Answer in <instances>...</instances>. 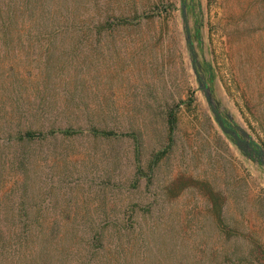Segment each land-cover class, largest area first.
Here are the masks:
<instances>
[{
  "label": "rangeland",
  "instance_id": "1",
  "mask_svg": "<svg viewBox=\"0 0 264 264\" xmlns=\"http://www.w3.org/2000/svg\"><path fill=\"white\" fill-rule=\"evenodd\" d=\"M32 9L62 26L0 29V225L12 224L7 212L16 224L75 228L83 264H264V168L215 123L184 27L218 109L264 149V0H34ZM20 85L13 104L6 93ZM62 112L112 135L51 139L39 117ZM26 126L49 136L11 139Z\"/></svg>",
  "mask_w": 264,
  "mask_h": 264
},
{
  "label": "trees",
  "instance_id": "2",
  "mask_svg": "<svg viewBox=\"0 0 264 264\" xmlns=\"http://www.w3.org/2000/svg\"><path fill=\"white\" fill-rule=\"evenodd\" d=\"M33 2L34 0H0V29L3 28L8 30L24 29V27L33 28L44 26L47 28L48 26H62L60 22L48 23L45 21L41 11L32 9ZM10 72H12L11 69ZM208 80H211L209 75L207 81ZM17 90H10L6 93L9 95V99L13 104H15L17 100H20L18 95L23 93V90L27 89L20 85ZM66 116L67 113L62 112L52 116L39 117V121L41 120L42 123H44L45 120L48 121L46 124L48 125L50 136L37 131V129L32 126H26L25 129L15 132L14 134L17 135H15L16 138L12 137L11 139L17 142L21 141L24 145H28L35 140L38 141V138L45 140L47 139L45 137L49 136L52 139L56 138L58 134L69 135L82 132V130L88 131L94 138H109L112 135V131L98 129L95 125V120L90 116L86 119L85 125L76 123L77 116L75 115H70L67 118ZM60 117L62 118V122L60 121ZM167 117L169 119L168 124L170 125V131H172L173 122L176 121L175 113L173 111H168ZM226 137L233 143L230 137ZM164 154L165 152L156 154V162H158L160 156ZM12 164L13 161L11 162V165ZM18 167L22 168L20 171L24 173L21 182H19V186L25 188L26 181H29L28 169L23 160L18 163ZM21 197H27V191L26 193L23 192ZM27 213L28 208L22 205L21 216L27 217ZM19 214L20 212L18 210L17 217H19ZM3 215L5 220L11 221L12 224L0 225V264H83L80 262L82 259L77 257L75 252L73 254L72 247L76 246L74 242L76 234L75 228H73V230L60 231L55 227H32V225L16 224L13 220V214L9 215L6 212L3 213ZM3 215L1 217L2 219ZM60 232L61 235H59ZM67 235H71V238L69 239ZM88 237L90 238L87 242L89 244L88 248H95V245H91L92 240H95L94 236L92 238L91 236ZM64 242H67L69 247L64 249ZM67 256L72 258L74 262H68L66 260Z\"/></svg>",
  "mask_w": 264,
  "mask_h": 264
},
{
  "label": "water",
  "instance_id": "3",
  "mask_svg": "<svg viewBox=\"0 0 264 264\" xmlns=\"http://www.w3.org/2000/svg\"><path fill=\"white\" fill-rule=\"evenodd\" d=\"M185 6L182 5V10L184 11ZM183 18L185 19V13L183 12ZM185 32H186V38H187V45L189 48V53L191 57V68L193 71V74L195 76V79L197 81V84L199 86V89L201 90L205 101L207 103V106L214 118L215 123L221 130V132L230 137L233 141L236 148L246 157H249L250 159H256L258 163L262 165L264 168V149L254 142L250 137L243 134L241 131H239L235 126H233L221 113V111L218 109L216 103L214 102L211 92L209 90L208 84L205 81L204 77L199 72V64L195 55L193 43L191 40V36L188 29V24L185 22L184 24Z\"/></svg>",
  "mask_w": 264,
  "mask_h": 264
}]
</instances>
